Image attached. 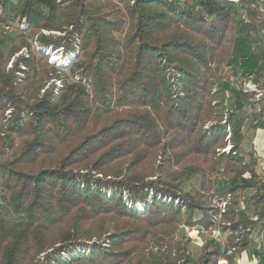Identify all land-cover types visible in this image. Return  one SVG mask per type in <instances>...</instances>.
<instances>
[{"label":"trees","instance_id":"1","mask_svg":"<svg viewBox=\"0 0 264 264\" xmlns=\"http://www.w3.org/2000/svg\"><path fill=\"white\" fill-rule=\"evenodd\" d=\"M263 1L124 0L121 8L110 0H0V23L16 27L25 18L35 30L79 31L69 71L90 79L93 91L90 98L78 82L55 99L53 84L42 94L60 76L41 54L26 60L27 77L15 84L18 64L7 70L0 48V264H234L264 230V181L258 162L240 154L246 121L252 127L264 116ZM242 24L258 49L257 99L220 75L226 62L237 74ZM159 150L169 153L164 166H180L174 181L147 180L159 174L151 162ZM216 168L226 178L216 195L231 196L220 222L225 262L210 238L198 255L190 240L173 238L182 222L217 225V208L202 194ZM197 175L200 189L184 192L183 182ZM149 187L183 205L157 199L143 210L128 207L144 203ZM247 189L254 194L244 197ZM150 243L158 249L147 250ZM78 246L89 253L61 260Z\"/></svg>","mask_w":264,"mask_h":264},{"label":"rangeland","instance_id":"2","mask_svg":"<svg viewBox=\"0 0 264 264\" xmlns=\"http://www.w3.org/2000/svg\"><path fill=\"white\" fill-rule=\"evenodd\" d=\"M59 1H63V0H59ZM110 1L114 2V4L116 5L122 6L121 8H123L124 3L121 4V2L124 0H110ZM131 2L133 3V1ZM261 7H263L264 9V1L262 2ZM0 11H1V8H0ZM261 11L264 14V10L261 9ZM240 17L242 18V16ZM5 26H9V25L0 23V48L4 51V60H8L7 65H6L7 70L12 69L15 63L18 64V69H16V72H15V84H22L27 77L28 69H27L26 60L31 59V57L34 55L38 56L39 54H41L46 58L48 62V67L49 68L53 67L55 68V70L57 69L56 73H58L60 76L59 78L55 77L54 79H51L50 82L46 83L44 88L41 90L42 94L45 92L46 89H48L51 86V84H53L54 86L53 99H55L57 98V96L60 93V90L65 86L66 83L81 82L86 87L89 97L93 98V91L91 88L90 79L78 73L72 74L69 71L71 63L78 58L80 51H81V33L79 31H72L73 30L72 26H67V27L65 26L64 29H61V30H57V29L53 30V29H47V28H41V29L35 30L32 28V26L29 24V22L25 18L18 19L16 21V27L9 26V29H6ZM244 30H245V26L244 24H242V26L237 30V33H236L234 49L236 53L240 56L241 60H257L254 57H252V55L256 54L258 52V49L255 48L252 44L247 43L246 38L243 35ZM70 31L73 32L72 33L73 36L71 35L72 37L69 36L68 32ZM124 34H119V35L123 36ZM42 37L44 38L61 37V40L58 45L54 43L45 44L41 42ZM67 39H70L71 41V47L69 48L66 47ZM20 44H21L20 48H18V50H16L15 52H13L11 56H8L9 48L13 45L18 46ZM49 47H51L50 50L47 49ZM25 48L26 49L28 48V53H26V51H24L23 53V50ZM50 57H53V58L59 57L60 59L58 58V60H53V61L50 60L53 63L52 64L48 60V58ZM11 63L12 65L10 66ZM225 67H229L233 69L231 62L224 63L220 71V75L222 76V78H224L225 81L229 82V85L235 86L239 84V86L244 89L245 82L244 81L239 82L237 80L235 73H233L234 80L231 81L227 79L226 73L224 70ZM244 70H246V75L248 73H252L253 71L252 64L246 63V65L243 66V71ZM256 89L257 91H255L254 93H255V98L257 99V98H260L259 86H257ZM11 111H12V108H9L5 112L6 119L10 117ZM244 112L245 113L250 112V109ZM26 114L27 113H23L22 116L25 117ZM6 119H4L3 122H6ZM249 123H250V119L246 122L245 125ZM211 125L212 123L209 122L206 125V127L209 128ZM1 126H2V123L0 120V131H1ZM3 135H4V132L3 133L1 132L0 137H2ZM250 147H251V139L247 135L245 136L242 142V148H241L240 154H242L245 157H248V150L250 149ZM230 151H231V147L228 152ZM12 153L13 151H10L7 148L5 149L6 156H10ZM156 155L153 156V160H151V162L153 161L152 164L155 165L156 167H159L157 170L159 174L156 173V175L154 176L151 175L147 177V180H152V179L157 180L159 178V182L174 181V176L177 175V172L179 171L180 166L174 165L169 168L163 165V158L165 156H168L169 153L163 152L162 154L161 151L159 150L157 151ZM215 172H222V175L218 177L215 182H213L210 179V176ZM159 175H161V177H158ZM97 176L102 177V174H98ZM224 179H225V175L223 173V169L216 168L215 170L211 171L207 175V185L205 189L202 190V194L205 196V198H208L212 206H215L217 208V211H218L216 214L217 223H215L217 225L212 226V228L207 230L203 228L202 226L189 225V224H186L185 222H182L181 224L178 225V229L173 234V238H175L176 240H183L185 242H188L190 240L191 242H189L188 247L190 251L194 253L195 255L200 254L201 248L204 242L210 238L212 242H214L215 245L222 246L220 261L225 262L226 261L224 259L225 254L230 253V252L227 251V248L224 246L226 234L223 232L222 226H220V222L222 220L223 214L227 210V206H228L231 196L227 195L224 197H218L216 195V186L218 183H220V181H223ZM199 186H200V176L197 175L195 177H191L187 179L186 181H184L182 184V190L184 192L190 191V190H196V189H200ZM2 190L3 188H2L1 174H0V200L3 195ZM146 193L148 195L144 203L142 201L137 202L136 204H132V202H129L128 207H134L136 210H143L146 204H149L157 199L163 203H167V204L172 203L173 206L183 205V201L178 196L175 197L173 195L172 196L166 195V194L164 195L163 191L154 190V188H151V187L146 189ZM107 194L110 195L111 192L109 191L107 192ZM222 202H226L227 204H226L225 212L220 214L221 213L220 204ZM240 205L241 207H244L243 201L240 202ZM254 219H256V217H254ZM94 241L96 240H93L88 243L91 244ZM164 241H161V243ZM103 244L106 246L108 245L107 243H103ZM151 244L152 243L149 244L147 250L150 248H153L154 250L158 249V246L155 247ZM77 248H80V249H77ZM76 249H77V252L74 254L69 253L70 251L62 252L61 257H63L64 259H61V260L65 261L73 257H77L79 255H85L89 253L88 251H86L87 248L85 247L78 246L76 247Z\"/></svg>","mask_w":264,"mask_h":264},{"label":"crops","instance_id":"3","mask_svg":"<svg viewBox=\"0 0 264 264\" xmlns=\"http://www.w3.org/2000/svg\"><path fill=\"white\" fill-rule=\"evenodd\" d=\"M261 9L264 10L263 7H261ZM246 63L252 64L253 68L252 73H248L247 75L246 70L243 71V66L246 65ZM260 66L258 60H241L240 66L237 69V80L239 82L248 81L249 77L251 78L254 72L259 70ZM249 124L244 127L245 136L248 135L251 139V147L248 150V156H252L253 159L258 162V172L264 181V116L254 126L250 127ZM255 153L258 154V159L254 157ZM225 179L221 182H225ZM254 192L255 189H247L244 193V197L251 196ZM252 239L253 242L251 245L235 256L233 260L234 264H264V230H256L252 235Z\"/></svg>","mask_w":264,"mask_h":264},{"label":"built area","instance_id":"4","mask_svg":"<svg viewBox=\"0 0 264 264\" xmlns=\"http://www.w3.org/2000/svg\"><path fill=\"white\" fill-rule=\"evenodd\" d=\"M178 1H180L181 3H183L184 2V0H178ZM6 27V29H9V26H5ZM47 49H51V47H49V48H47ZM24 51H26V53H28V48L26 49H24L23 50V53H24ZM62 57V56H61ZM58 58L59 57H57V58H53V57H50V58H48V60H49V62L50 63H52L51 61H53V60H58ZM60 59V58H59ZM51 60V61H50ZM69 60V59H68ZM13 62V61H12ZM67 62V61H66ZM66 62H64V63H66ZM53 64V63H52ZM12 65V63L10 64V66ZM225 73H226V77H227V79H229V80H234V77H233V70L231 69V68H229V67H225ZM252 78V77H251ZM251 78H249L248 79V81H246L245 83H244V90H247V91H257V86H256V84L255 83H253L252 82V79ZM259 95H260V93H259ZM229 149H230V145L227 147V148H225V149H223V151H226V152H228L229 151ZM254 157L255 158H257L258 159V154H254ZM222 175V172H215V173H213L211 176H210V179L213 181V182H215L216 181V179L218 178V177H220ZM226 202H222L221 204H220V208H221V213L220 214H222V213H224L225 212V208H226ZM217 219V218H216ZM258 264V263H257ZM259 264H261V263H259Z\"/></svg>","mask_w":264,"mask_h":264}]
</instances>
